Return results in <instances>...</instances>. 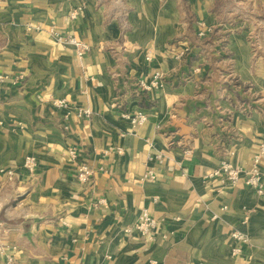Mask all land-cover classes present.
<instances>
[{"label":"crops","instance_id":"crops-1","mask_svg":"<svg viewBox=\"0 0 264 264\" xmlns=\"http://www.w3.org/2000/svg\"><path fill=\"white\" fill-rule=\"evenodd\" d=\"M215 2L0 0V71L17 78L0 89V264H264V195L208 177L224 157L250 165L264 114L195 117L212 72L186 40L191 27L228 29L234 73L260 80L241 26L222 25ZM157 70L162 86L142 90ZM145 208L158 222L151 237L135 227Z\"/></svg>","mask_w":264,"mask_h":264},{"label":"rangeland","instance_id":"rangeland-1","mask_svg":"<svg viewBox=\"0 0 264 264\" xmlns=\"http://www.w3.org/2000/svg\"><path fill=\"white\" fill-rule=\"evenodd\" d=\"M214 6L222 25L241 26L247 47V63L252 71L260 70V80L253 82L241 79L234 73L235 67L231 62L234 54L227 46L228 29L208 30L202 23L200 30H192L191 27L186 40L191 42L192 46L200 48V53L206 59L205 64L208 65L207 72H212L210 77L200 80L201 83L197 86V101L204 106H197L195 117L202 115L203 118V113H207V117L213 118L214 114L211 112L216 113L215 109L221 114L220 117L226 120L231 114L230 109L244 113L254 108L264 114V0H216ZM188 20L192 26V22H196L197 18L189 15ZM201 31L205 32L202 36L199 35ZM224 58L228 60L225 61ZM181 115L185 121L194 118L192 112L186 109Z\"/></svg>","mask_w":264,"mask_h":264},{"label":"built area","instance_id":"built-area-1","mask_svg":"<svg viewBox=\"0 0 264 264\" xmlns=\"http://www.w3.org/2000/svg\"><path fill=\"white\" fill-rule=\"evenodd\" d=\"M204 31L199 32V35H204ZM60 39H63L64 42L72 44L77 47L80 51L88 49L87 44L78 40L74 36H60ZM185 51V50H184ZM180 52L177 57H181L185 52ZM17 78L13 79L10 75L2 73L0 71V89L3 84L13 81L15 82ZM163 84V72L161 70L155 71L149 79H140L139 86L142 90L150 91L155 88L161 87ZM54 104L58 108H64L67 106L66 101L54 100ZM85 114H90V111L85 110ZM147 119V115L143 112H137L132 117V122L136 124H142ZM67 128V126H65ZM74 154V151H72ZM264 158V139L260 142L257 150L253 154L252 161L248 167H242L240 165L233 164L228 157L221 159V162L217 168H215L208 177L220 178L223 182L230 184L231 186L238 185L241 181L248 187L254 189L258 194L264 195V180H263V171H262V160ZM23 167L30 174H34L38 167V162L35 157L29 155L25 158L23 162ZM5 174L8 180L14 179V169L7 168L5 169ZM92 174V171L88 166H80L77 171V178L83 182H87ZM104 201V200H101ZM157 220L151 214V212L145 208L142 210L139 215L138 221L135 224V227L143 236L151 237L157 228ZM232 237L234 239L241 241H246V235L240 231H233ZM239 249L235 248L233 250L236 253ZM151 264H159L157 260H151Z\"/></svg>","mask_w":264,"mask_h":264}]
</instances>
